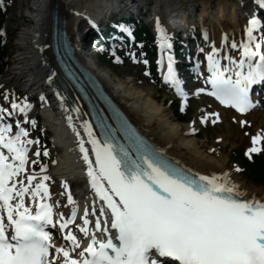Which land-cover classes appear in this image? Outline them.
<instances>
[{
  "label": "snow or ice",
  "instance_id": "obj_1",
  "mask_svg": "<svg viewBox=\"0 0 264 264\" xmlns=\"http://www.w3.org/2000/svg\"><path fill=\"white\" fill-rule=\"evenodd\" d=\"M251 2L264 9V0ZM116 29L122 34L120 40L136 43L130 24L118 23ZM155 32L157 70L162 83L182 98L183 111L189 94L176 67L180 61L173 37L159 18ZM200 38L203 46L197 44L196 55L185 53L197 78L201 76L200 54H204L207 87L197 88L194 95L206 93L242 114L255 109L259 101H253L250 89L264 83V18L251 11L242 35L237 38L235 30L231 35L222 31L219 46L204 28ZM180 43L183 50L185 42ZM112 54L115 62H123L115 51ZM127 55L134 63H149L143 52L142 60L134 51ZM55 75L48 76V83L54 82ZM145 75L151 73L146 69ZM56 96L67 127L75 134L91 190V208L86 205L79 217L82 223L74 225L87 244L82 247L68 227L78 210L68 183L61 182L60 193L71 205V214L65 218L54 212L62 206L60 201L49 202L51 193L45 181L51 177L45 174L47 165L40 162V148L32 154L35 159L29 157L30 147L40 144L39 138H29L24 127H36L35 118H28L32 103L26 97L18 101L14 92L4 90L0 99L8 107L0 105V264H264V198L242 191L229 171L204 175L180 166L123 117L113 127L98 108L82 113L74 102L69 111L66 98L59 92ZM39 99L41 106L47 102L43 94ZM88 115L91 120L83 118ZM210 118L212 124L221 119L219 113L207 112L200 122ZM238 123L243 127L246 121ZM262 143L264 132L258 131L251 136L245 155L251 159V154L264 151ZM43 156H49L46 147ZM29 163L39 164V172L27 171ZM57 226L64 243L53 241L49 228Z\"/></svg>",
  "mask_w": 264,
  "mask_h": 264
},
{
  "label": "bare ground",
  "instance_id": "obj_2",
  "mask_svg": "<svg viewBox=\"0 0 264 264\" xmlns=\"http://www.w3.org/2000/svg\"><path fill=\"white\" fill-rule=\"evenodd\" d=\"M131 1L140 5V14L146 13L147 16H150L151 12L163 16L168 11L179 17L176 11L180 9L183 10L185 16H191L196 14L200 7L199 21L204 22L209 19L213 22L212 33L216 35V43L222 31L229 33L230 27L238 30L246 16V14L243 16L241 4L237 0ZM109 2L110 0H39V2L38 0L32 2L31 0H16V6H9L11 14L8 19L18 29L12 44L16 52L8 59L9 67L3 79H0V87L4 86L10 90L17 88L21 93L27 94L33 105L30 110L31 114L39 120L43 130L50 134V151L54 154L56 152L57 158L56 163H51L45 173L51 177L45 183L57 186L62 191V181L77 185L78 191L73 193V197L78 204L77 220L82 223L79 217L83 214L86 205L91 208L92 195L87 185L84 165L76 149L75 134L67 127L56 92L66 98L64 103L69 111L74 102L80 107L82 113H86V107L79 95L68 84H66L65 94L56 85V75L59 74V70L50 47L51 28L53 16H55L57 27L64 30L78 61L98 78L130 121L158 149L194 172L211 175L229 171L231 179L240 186L242 191L255 194L258 198H264V187L255 186L235 170L230 169L227 156L222 155L218 148L201 149L196 146L195 138L198 131L196 129L195 132H189L190 127L195 128V124L198 125L194 119L188 122H178L167 111L169 107L164 102L154 99L149 91L143 92L133 86L136 77H117L109 69L100 67L96 62L91 61L90 53H79V49L87 39L86 18L90 16L93 7L102 4L107 8L110 6ZM109 13V11L99 10V14L104 16ZM52 72L56 75L53 77L54 82L50 84L48 76ZM41 94L47 101L43 103V106L39 99ZM212 112L219 113L221 119L218 122L226 124L225 132L221 135V147L225 145V138L229 139L244 128L238 123L240 119L248 118L251 122L250 126L254 127V135L258 131L264 132V106L249 113L238 114L231 108L216 104V109ZM83 118L88 119V116ZM80 131L83 134V130L80 129ZM84 139L87 140V137L85 136ZM86 147L90 148L91 145L86 144ZM66 207L69 208L71 205ZM60 243L64 241L60 240L56 244ZM86 244L87 240H84L82 247Z\"/></svg>",
  "mask_w": 264,
  "mask_h": 264
},
{
  "label": "rangeland",
  "instance_id": "obj_3",
  "mask_svg": "<svg viewBox=\"0 0 264 264\" xmlns=\"http://www.w3.org/2000/svg\"><path fill=\"white\" fill-rule=\"evenodd\" d=\"M0 5L2 6L1 8L2 15L0 16V20L2 21L3 43H4L5 51H6L5 61L7 63L4 73L0 76V79H3L9 67L8 59L16 52L12 44L15 40V36H16L18 29L15 28L14 27L15 24L11 20L8 19L9 15L11 14L9 9L11 6H16V0H11L9 1V3H6L5 4L6 8L4 6L5 9L3 8V4L1 2H0ZM199 9L200 7H198L196 15L194 16L196 19L200 18ZM212 25H213V22H210L208 20L204 24H202V26L206 27V30L208 31V34L211 37V40H212V35H213ZM149 26L152 27L150 23H149ZM231 32H230V35H231ZM88 40H89V36L87 37V41ZM127 53L129 52H126L122 55V58H123L122 63H118L115 66L110 67L109 70L113 72L114 74H116L117 77H120V78L133 77V76L136 77L135 81L133 82V86L136 89L141 90L143 92L149 91L151 95L154 97V99H156L157 101H163L169 107L167 111L171 113V109L173 105L172 97L159 84L154 83L153 79L150 78V76H146L144 67L137 65L138 63L137 64L134 63L131 57L127 55ZM92 55H94V53ZM4 90H8L9 93L14 92L17 97V100L24 98L23 97L24 95L19 93V90L17 88L10 90L7 87L3 86L1 88V93ZM215 109H216L215 104L209 98L205 96H201L197 99L196 98L192 99L188 103L187 108L184 109V111L187 112V115H188L187 122L191 119L192 120L194 119V121L198 123L197 129L199 131V134L195 138L196 146L201 147V149L218 148L219 152L222 153V155L227 156L228 167L230 169L235 170L236 168H239L240 162H238V160H233L229 155V151L230 149L238 148V147H243L245 150H247V148L251 146V136L254 135V132H253L254 127L250 126L251 122L248 120L247 117L245 119H240V120L246 121L244 128L241 131H238V134H233L229 139L225 138L224 139L225 145L221 147V140H222L221 135L225 132V129H226L225 122H217L216 124H212L211 119H209V121L205 123L200 122V117L204 113L212 112V110H215ZM44 134H46L45 135L47 138L46 142L48 143L47 147H49L50 135L49 133H44ZM261 146L264 147V143H262ZM259 155L264 156V151L260 152ZM56 158H57V153L55 152L54 154V153H51L50 151L48 165L49 163H52V161H55ZM237 173H239L246 180L252 182L246 175H244L243 171L242 172L240 171ZM259 182L260 183H253V182L252 183L255 186L264 187V180H260ZM69 189L71 192L72 190L75 191L74 190L75 187H72V185L70 186ZM61 192L63 191L60 190L57 186H53V189H52L53 200L55 202L59 200L62 205L61 207H59V209L63 210L67 206V197L66 195H60Z\"/></svg>",
  "mask_w": 264,
  "mask_h": 264
},
{
  "label": "trees",
  "instance_id": "obj_4",
  "mask_svg": "<svg viewBox=\"0 0 264 264\" xmlns=\"http://www.w3.org/2000/svg\"><path fill=\"white\" fill-rule=\"evenodd\" d=\"M137 38L139 40L144 41L146 44H149L152 40V35L149 31V28L145 25L138 27L137 29ZM0 41H1V35H0ZM144 50H147L149 54H153V47L151 50H148L146 47ZM4 51H3V46L0 44V72L4 68ZM105 61H110L106 60ZM175 116L179 120H185V116L180 114L177 110L174 111ZM230 155L233 159H239L246 171V175L248 178H250L253 182H259L260 180H264V157L263 156H258V155H252L251 159H249L248 156L244 154V151H242L241 148H236V149H231Z\"/></svg>",
  "mask_w": 264,
  "mask_h": 264
}]
</instances>
